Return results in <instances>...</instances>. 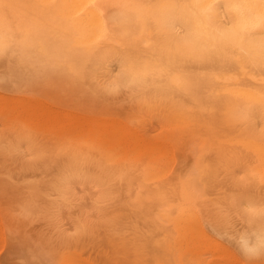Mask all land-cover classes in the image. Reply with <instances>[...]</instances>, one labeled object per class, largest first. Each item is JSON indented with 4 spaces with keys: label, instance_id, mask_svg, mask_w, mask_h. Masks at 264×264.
<instances>
[{
    "label": "rangeland",
    "instance_id": "obj_1",
    "mask_svg": "<svg viewBox=\"0 0 264 264\" xmlns=\"http://www.w3.org/2000/svg\"><path fill=\"white\" fill-rule=\"evenodd\" d=\"M95 3L105 13L107 23V31L101 36L97 49L101 51L115 34L114 5L113 0H95ZM70 15L73 14H62L55 4L41 0H0V35L9 39L5 42L6 48L0 50V95H20L32 101L42 99L46 105L49 104V112H54L51 108L55 109V113L56 108L61 109L56 113L60 112V117L67 110V115L75 111L76 114L81 113L80 117L85 113L84 115L93 118L92 121L91 117L83 120L89 126L85 123L86 127L83 125V128L81 122L79 127L78 122L74 125L72 115V120L68 117L69 121L67 115L64 116L66 120H61L62 123L58 122L57 116L54 117L57 121L50 119L54 121L53 124L49 119H42L45 121L44 126L36 112L33 113L37 119L32 117L33 114V120L30 116L26 118L32 112L27 110L28 106L24 107L27 112L24 111L23 106L27 103L20 104V109L19 101L22 99L15 97L17 102H12L17 104L16 109L13 110V107L9 114L5 113V108L2 110L4 101H1L0 111H4L6 116L0 113V126L3 127H0V143L5 142L4 146L0 145V264H264V154L259 156L253 151H247L253 149L251 143L240 141L238 144V141L225 138L223 109L217 96L219 82L206 87L198 95L197 101L189 94L188 82V88L186 86L183 89L169 81L171 88L179 90L181 99L185 101L188 107L187 121H192L188 126L193 128L186 127L189 129L185 128L182 139L161 142L156 136L159 141L152 143L151 141L156 140L155 129H160L156 126L166 123V112L163 109L170 100L153 99L152 94L164 82H151L150 91L145 93H140L143 90L131 84L116 85L114 79L118 70L120 71V62L117 63V60L119 56L131 52L127 41L129 37L121 38V44L116 46L109 57L98 59L93 55L80 58V47L72 44V25L68 22ZM54 42H61L60 47L49 56L50 51L46 46ZM140 49L148 52L151 47L143 43ZM183 67L194 75L207 72L214 74L218 70L217 63L213 60H187ZM4 94L0 96V100ZM156 102H161L162 105H157L163 107H158ZM4 107L8 108L9 105ZM31 107L36 110L39 106ZM8 112H11L10 108ZM28 112L30 114L25 117ZM53 112L50 113L52 117L55 115ZM37 113L41 112L37 110ZM94 115L105 119L116 118L118 122L122 121L123 126L128 125L129 129L136 127L133 129L138 132V136H143H140L141 139L145 136L144 139L147 140L143 143L139 139L143 148L140 150L139 144H134L137 137L132 139L134 142L130 138L134 147L137 146L135 150L130 149L132 142H128L129 138L126 139L127 143L124 138L122 142L117 140L118 145L112 142V147L108 144L114 140L110 139L108 143L104 139L107 144L101 143L103 134L99 132L97 134L100 137L96 136L91 128L97 125ZM27 119L31 121L28 122ZM56 122L60 125L55 124ZM70 122L73 126H70ZM140 123L141 126H138ZM206 123L209 124V129ZM35 125L39 129L43 125L40 130L44 129L45 134L39 129L35 130ZM169 126L172 128V125ZM49 128L51 133H47ZM52 128L57 130L54 132ZM76 128L80 131H75ZM107 128L109 127L105 126L104 129ZM151 132L155 134L153 138L150 137ZM21 135H24L23 138ZM25 135L30 140L25 141ZM209 137L212 143H209ZM27 142L30 144H26ZM121 143H125L122 146L127 145V151L120 149ZM165 145L168 147L165 149L167 152H163ZM10 146L16 150L10 149ZM28 148H32L33 153ZM36 152L40 154L37 156ZM61 171H65L62 174L66 177H62ZM244 174L250 176L246 177ZM251 175L252 178L249 179ZM237 176L243 180L237 179L238 182H243L242 185L235 181ZM184 188L192 191L196 197V206L201 212L200 219L193 220L202 223H174L166 218L164 212L168 207L167 203H174ZM233 196L238 198L237 201L242 200V207H248L250 213L253 208L248 205L256 204L258 216L255 211L248 219V210L233 204ZM243 197L253 200V204L248 200L244 201ZM184 225L186 227L183 229ZM177 226L181 231L175 228ZM200 226L205 230L204 234Z\"/></svg>",
    "mask_w": 264,
    "mask_h": 264
},
{
    "label": "bare ground",
    "instance_id": "obj_2",
    "mask_svg": "<svg viewBox=\"0 0 264 264\" xmlns=\"http://www.w3.org/2000/svg\"><path fill=\"white\" fill-rule=\"evenodd\" d=\"M41 1H43L45 3L47 2V3L55 4L58 11L62 14H64V13L73 14V15L69 16L68 22L72 25V27L70 29V32L73 35L72 44L77 46V47H80V49H81V52L79 53L80 58H86V57L93 56V55L96 56L98 59L109 57L113 54L116 46L121 44L120 39L123 37H129V40H127V41L129 43V46H130L129 49L131 50V52L119 56V60H117V63L120 62L118 65L120 67L119 68L120 71L118 70L119 73L117 72L118 74L116 75L115 79L112 77L114 79V83L116 85L131 84L133 86H137V89H138V87L141 88V90H143V91H140V93H145V92L150 91L149 86H150L151 82H153L155 80L163 81L164 83L161 85V87L152 92L153 99L159 98V99H162V101L163 100H170L167 105H164L165 109H163L166 112V114H165L166 123L165 124H163L164 122L162 123L163 127L160 124L158 126H156V127L160 128L159 130L155 129L156 131L162 130V131H160L161 133L160 132L158 133L156 131H155L156 135L153 134L152 132L150 133L152 135V136L150 135V137L153 138V135H155L154 139L157 140V141L156 140L151 141L152 143L159 141L158 138H156V136L159 137L161 142H162V140L166 142V141H170V140L172 141V140L182 139L183 135L185 134L184 133L185 128L189 127L188 125L192 124L191 123L192 121L191 122L187 121V113H188L187 108L188 107H186L185 101L183 99H181V94H180L179 90H174L171 88L169 81H172L173 83H175V86L182 87L183 89H186L187 82H188L189 83L188 84L189 90H190L189 94L197 101H199L197 99L198 95L200 93H203L204 89L206 87L211 86L215 82H219L220 87L218 88L219 93L217 94V96H219V103L221 104L222 109H223L224 136H225V138L232 140L233 142L238 141V144L240 141L251 143L253 145V149L247 150V151H253L254 154L259 155V156L264 154V0H113V5H114V8H113L114 9V11H113L114 30L113 31L115 32V34H113V38L110 39L109 42L106 44L105 49H103L101 51H97V49L100 46L99 40H100L101 36L105 35V33L107 31V28H106L107 23H106V19H105V13L101 10V8H99L97 6V4L95 3V0H41ZM8 40L9 39L4 38V37H2V35H0V50L3 48L4 49L6 48L4 45L6 44L5 42H8ZM60 43L61 42H54V43H50L49 45L46 46L48 51H50L49 56L52 55V51H55V49H59ZM143 43L148 44L151 47V50L148 52L141 51L140 48H141ZM40 51H41V49H40ZM42 51H44V49ZM187 60L188 61L194 60V61H199V62H210L213 60V61H215V63H217L218 70L214 74L207 72V73H204L203 75H201V74L200 75H194L192 73H189L183 67V63ZM114 62H116V60ZM20 63L23 64V62H20ZM22 64H21V66H22ZM67 64H66V66H67ZM26 65H28V64H26ZM116 69H117V67H116ZM202 83H203V85H202ZM187 88H188V86H187ZM180 91H182V90H180ZM3 94H1V95H3ZM4 96H8L7 98H9V99L7 100V98ZM4 96L2 97V100H0V103H1V101L2 102L4 101L3 106H2V104H0V105L3 107L2 110H4V108H5L6 114L12 113V111L16 109L17 104L15 102H17V101H15V100L17 98L18 100L22 99L21 101H19L20 109L22 108L21 105H23V104L25 105L26 103L27 104L25 106H23V109H24V107L28 106L30 108V110H32V109L35 110L31 106H33L35 108L37 106H39L36 108L35 111H30L29 108H27V110L30 113L31 112L32 113L31 114L29 112L27 114L24 113V114H26L25 117L28 114H30L26 118H29V116L31 118L32 114H33L32 117L34 118V116H35L34 113L36 112V116L38 118H41L40 119L41 121H42V119L43 120L54 119L55 116H57V120H59L58 121L59 123H62L61 120L62 121L66 120V118L64 116L67 115V112H66L67 110H65V111L63 110L64 112L61 111V113L63 112V114L64 113H66V114H64V116L60 117L59 116L60 112L57 115H56V113H58V111L61 109L54 107L57 110V112L55 113V109L51 108L52 110H54V112L52 110L51 111L55 114L52 117V115H51L52 112H49L50 111L49 104H47L48 105L47 106L46 103L42 99L38 98L37 100L32 101V100H30V98H27V97L25 98V96H20V95L15 96L16 98L14 97V94H13V96L9 95V94H4ZM20 97H22V98H20ZM11 98H12V100H11ZM25 99H28V100L26 101ZM9 100H11V101H9ZM6 101H7V103H6ZM12 101H15V102H12ZM28 101H29V103H28ZM9 102H11V103H9ZM12 103H13V106H12ZM28 104L29 105L31 104V105L29 106ZM38 104H42V105H38ZM144 104L146 105V103H144ZM157 104L162 105L161 102L160 103L156 102V105ZM8 105H9L8 108L4 107V106H8ZM150 105H152V104H150ZM41 106H43V107H41ZM44 106H45V108H44ZM13 107H15V108L13 109ZM158 107H163V106H158ZM193 107H194V105H193ZM9 108H10L11 112H8ZM46 108H47V110H46ZM48 108H49V110H48ZM140 108H142V107H140ZM202 108H204V107H202ZM41 109H42V111H40ZM2 110L0 111V113L4 114V111H2ZM27 110L24 109L25 112H27ZM37 110L39 113L40 112L41 113L38 114ZM46 111H48V112H46ZM43 112L45 115L42 114ZM74 112L75 111H73L71 114L67 115V121H69L68 117L71 118V120H72V117L74 116V119L78 120V121L77 120L75 121L73 119L75 122L74 125H77L76 122H78V123L81 122L82 123L81 127L83 128L85 126V123H87V122H83V120L85 121V119L88 116L84 115L85 114L84 113L81 116L83 118L82 119L79 116V115H81V113L76 114ZM18 113H20L21 115L23 114L21 112H18ZM69 113H70V110H69ZM47 114H50V115H47ZM71 115H72V117H71ZM4 116H6V115L4 114ZM78 116H79V118H78ZM191 116H192V114L190 115V118H191ZM19 117H21V116H19ZM37 117H36V119H37ZM90 117H88L87 120H89ZM99 117L100 116H98V117L95 116L94 121L96 119L97 125L95 127H93V126L91 127L94 130L91 128L90 129L94 131L93 134L96 133V136L100 135V134L99 135L97 134L99 132H101V134H103L102 135L103 139H101V141L102 140L103 141L101 143L106 142L104 144H107V141L106 140L104 141V139H107L108 143H109L110 139L114 140V141H110L111 143L108 144L111 146L114 142H116V144L119 143L120 140H121L120 142H122L123 138L125 139L126 143H127V141H126L127 138H129L128 142H132V141L134 142V140H132V139H135L137 137L135 139L134 144H137V145L139 144L140 150H141V148H143L140 145L141 141H139V139H141V137H143V136H141V135H140L141 137L138 136V132L135 131L136 127L133 126V127H130L132 129H129L128 125L125 124L123 126L122 121L118 122V119H116V118L114 119V118L109 117L108 119H105L102 117L103 118L102 119ZM33 118H31V119L33 120ZM163 118H164V116H163ZM188 118H189V116H188ZM3 119H4V117H3ZM90 119H91L90 121L93 120L92 117ZM97 119H99V120H97ZM22 120H24V117ZM28 120L31 121L30 119H27V121ZM54 120L57 121L56 119H54ZM130 120L133 123V120L132 119H130ZM25 121H26V119L24 120V122ZM36 121H38V120H36ZM99 121H103V122L106 121V122L100 123ZM138 121H140V120L138 119ZM163 121H164V119H163ZM173 121H175V122H173ZM6 122H8V121L6 120ZM28 122H26V123L29 124ZM44 122L42 121V123H44ZM49 122L54 123V121H52V120H50ZM49 122H48V124H49ZM65 122H64V124H66ZM71 122H73V121H71ZM71 122H70V124H72V125H70L69 123L68 124L70 126H73V123H71ZM98 122H99V124H98ZM18 123H19V121H18ZM59 123L56 122L55 124L58 125ZM189 123H191V124H189ZM207 123H209V122H207ZM207 123H206V125H207V128L209 129V127H208L209 124H207ZM104 124H105V126H107L109 128L104 129L105 128ZM166 124H167V126H166ZM4 125H5V122H4ZM32 125H30V126H32ZM39 125H41V122H39ZM99 125L104 126V128L99 126ZM111 125H113L112 128H111ZM169 125H172L171 126L172 128H169L170 127ZM42 126H40V129H42ZM44 126H45V123H44ZM52 126L53 125H51V127ZM77 126L79 127L80 123ZM86 126H88V123ZM97 126H99V127H97ZM119 126H121V127H119ZM138 126H141V123ZM0 127H2V126H0ZM35 127H36L35 130L39 129V127L37 128L36 125H35ZM46 127H47V123H46ZM62 127H63V125H62ZM114 127L118 128V129H116ZM122 127H124V128L122 129ZM161 127H162V129H161ZM7 128L8 127H6V129ZM87 128H85V129L87 130ZM95 128L96 129L99 128V129L96 131ZM100 128H103V130ZM133 128H135V129H133ZM189 128H186V129L188 130ZM191 128H193V126ZM1 129H3V127ZM50 129L51 128L47 129L48 130L47 133L50 132ZM52 129L54 130V132L57 130L55 128H52ZM77 129H79V128H76L75 131H77ZM27 130H28V128H27ZM25 131H26V128H25ZM40 131L44 132V129L40 130ZM60 131H59V133H60ZM79 131H80V129H79ZM88 131H90V130H88ZM192 131H193V129H192ZM26 132H28V131H26ZM70 132L72 134V132H74V129H73V131L71 130ZM22 133H20V134H22ZM77 133H79V132H77ZM144 133H146L145 130H144ZM144 133H142V135ZM157 133H158V135H157ZM43 134H45V132ZM85 134H86V132H85ZM186 134H187L186 136L189 135L188 131ZM194 134H195V132H194ZM30 135H29V137H31ZM82 135L85 136L83 134V132H82ZM209 135H210V132H209ZM21 136L23 138L24 135H21ZM79 136L80 135L78 134V137ZM92 136H89V137H92ZM25 137H26V139L24 138L25 141L30 140V139H27V135H25ZM33 137H35V136H33ZM52 137H54V136H52ZM94 137L95 136H93V138ZM210 137H211V135H210ZM210 137H209V139H210ZM18 138H20V137H18ZM49 138H51V136ZM114 138H118V139L115 140ZM130 138L132 141H130ZM144 138H145V136H144ZM144 138L141 139L143 143H145V141H147ZM96 139L97 138H95L94 140H96ZM201 139H202V137H201ZM117 140H119V141H117ZM25 141H22V142L25 143ZM76 141H78V140H76ZM232 141H231V143H233ZM96 142L99 143L98 139ZM133 142L131 143L132 148L130 147V149H134L135 147L137 148V146L134 147ZM148 142H149L148 144H150L149 140H148ZM4 143L5 142H3V143L1 142L0 145L3 144V146H4ZM11 143H13V142H11ZM82 143H83V141H82ZM101 143H99V144L101 145ZM209 143H212L211 139H210ZM26 144L29 145L30 143L27 142ZM123 144H125V143H123ZM123 144L121 143V146ZM156 144L157 143H155V145ZM160 144H162V143H160ZM108 145H106L107 148H108ZM117 145L114 144V146H117ZM151 145L153 146V144H151ZM31 146H33V145H31ZM121 146H119L120 149L123 148L125 151L127 145L126 146L124 145L122 147ZM5 147H6V145H5ZM10 147H12V146H10ZM95 147H97V146H95ZM157 147H158V145H157ZM166 147H167V145H165L164 149L162 148L163 152L168 151V150L165 151ZM13 148L14 147H12L10 149H13ZM32 148H28V149H30V151H31ZM235 148H236V144H235ZM14 149L16 150V148H14ZM100 149L102 150V148H100ZM113 149H112V153H113ZM170 149H171V147L169 148V150ZM172 149H173V147H172ZM239 149H241V148H239ZM140 150L138 151L139 153L141 152ZM244 150H245V148H244ZM206 151H208V149H206ZM158 152L159 153L161 152V154H162V151L158 150ZM243 152L244 151H242V153H241V154H243L242 159L244 157ZM19 153H21V152H19ZM31 153H33V151H31ZM36 153H37V156H38V153L40 154V152H36ZM236 153H238V152H236ZM106 154H107V152H106ZM110 154H111V152H109V155ZM152 154H154V152H152ZM247 155H248V152H247ZM250 155H252V154H250ZM110 156H108L109 159H110ZM234 156H232V158H234ZM75 157H77V156L75 155ZM75 157L73 156V158H75ZM89 158L90 157H88V159ZM236 158H237V156H236ZM246 158H249V157H246ZM260 158H262V157H260ZM97 160H99V159H97ZM233 160L234 159H232V161ZM95 161H96V159H95ZM99 161H101V160H99ZM232 161H231V163H232ZM98 163L100 164V162H98ZM233 163H234V161H233ZM95 164H96V162H95ZM247 165H248V163H247ZM243 166H244V164H243ZM237 167H238V165H237ZM255 167L257 168V166H255ZM107 168H109V167H107ZM107 168H106V170H107ZM247 168L249 169V167H247ZM109 169H108V171H109ZM119 170H120V168H119ZM127 170H128V168H127ZM245 171H247V170H245ZM63 172H65V171H61L60 174H62ZM248 173H250V172H248ZM250 174H248V176H250ZM216 175H218V174H216ZM244 175L246 176L247 174H244ZM248 176H246V177H248ZM254 176H257V175H254ZM59 177L61 178L60 175H59ZM62 177H63V174H62ZM64 177H66V175ZM60 178H59V180L61 182L62 178L61 179ZM251 178H252V175L249 179H251ZM257 178H258V176H257ZM257 178H255V179L257 180ZM237 179H239L238 176L236 177V180H235L238 182ZM232 180H234V179H232ZM235 181H234V183H235ZM246 181L248 182V180H246ZM249 181H251V180H249ZM244 182H245V180H244ZM238 183H241V185H242L243 182H238ZM249 183L246 184V186L249 185ZM257 185H258V183H257ZM239 186H240V184H239ZM252 186L253 185H251V187ZM254 187H256V185ZM260 187H261V185H260ZM257 188H258V186H257ZM251 190H253V188ZM255 193H256V191H255ZM228 194L229 193H227V195ZM236 196H237V193H236ZM238 196H239V194H238ZM235 197L233 199H231V201L234 200ZM236 199L238 200V198H236ZM236 199H235V202L233 204L236 203L235 205H239V207H241L243 210H245L244 208H246V207H244V208L242 207V206H244L242 200L240 202V200L237 201ZM249 199L250 198L247 199L248 201L246 199L244 201L249 202L250 201ZM252 201H250V203ZM167 204H168V207L166 208V211L164 213H165V216L168 219V221L170 220V221H173L174 223H181V222L183 223L184 221H187V222L192 221V222L202 223L200 221L193 220L195 218L200 219L201 212H200L199 208L196 206V197L194 196L192 191L189 190L188 188H184L183 191H181L180 197L176 201L174 200V203L172 202V203H167ZM240 204H241V206H240ZM251 204H253V202ZM248 206H251L253 208V211H251V213L253 214V212L256 211L257 213H255V214H256V216H258L257 214L259 211L256 210V209H258V208H256L257 205L253 204L254 207L256 206L255 209L252 205H248ZM251 207H250V209H251ZM247 208H246V210L249 209V208L248 209ZM245 212L246 211L243 212L244 215H245ZM249 213L250 212L248 210L246 212L248 219H250L249 215L253 216L251 213L250 214ZM192 216H193V218H192ZM254 217H252V218H254ZM263 217H264V215H263ZM191 218H192V220H191ZM185 225H187V224H185ZM185 225H184L183 229L186 227ZM175 228L178 229V226ZM200 228L202 230V233L204 234L205 230L201 226H200ZM179 229H178V231H181ZM85 260H87V259H85Z\"/></svg>",
    "mask_w": 264,
    "mask_h": 264
}]
</instances>
